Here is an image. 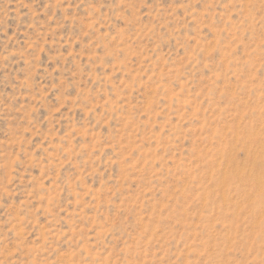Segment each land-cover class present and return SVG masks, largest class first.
Wrapping results in <instances>:
<instances>
[{"label":"rangeland","instance_id":"374dc122","mask_svg":"<svg viewBox=\"0 0 264 264\" xmlns=\"http://www.w3.org/2000/svg\"><path fill=\"white\" fill-rule=\"evenodd\" d=\"M0 264H264V0H0Z\"/></svg>","mask_w":264,"mask_h":264}]
</instances>
